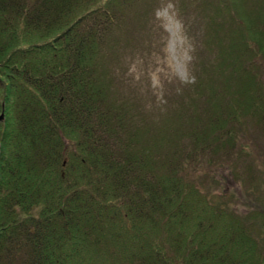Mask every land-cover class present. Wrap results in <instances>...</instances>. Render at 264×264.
Here are the masks:
<instances>
[{"label":"trees","instance_id":"16d2710c","mask_svg":"<svg viewBox=\"0 0 264 264\" xmlns=\"http://www.w3.org/2000/svg\"><path fill=\"white\" fill-rule=\"evenodd\" d=\"M132 1L0 0V264H264V209L239 213L185 174L212 146L230 156L246 121L264 127V0L198 1L236 20L212 18L228 75L197 77L175 119L187 145L163 156L102 58Z\"/></svg>","mask_w":264,"mask_h":264},{"label":"rangeland","instance_id":"374dc122","mask_svg":"<svg viewBox=\"0 0 264 264\" xmlns=\"http://www.w3.org/2000/svg\"><path fill=\"white\" fill-rule=\"evenodd\" d=\"M198 1L133 0L123 15V27L114 31L115 39L107 46L104 43L105 49L101 52L102 58L112 60L109 63L111 86L120 92L121 99L141 110L143 117L138 116L137 124L144 127V139L161 156L176 153L187 145L186 126L176 124L175 119L181 114H189L190 103L199 97L195 94L197 77L201 78V83L219 89L228 75L223 66L212 65L218 64L217 48L220 45L210 41L215 37L214 21L220 20L223 27L236 20L227 12L219 17L217 6L215 9L212 5L204 11ZM211 18L214 21L210 25ZM225 36L226 32L224 45ZM256 61L259 62L257 74L264 83V62L259 58ZM103 72L105 78V63ZM110 99L115 102L111 95ZM235 136L237 146L228 153L234 156L232 174L228 171L230 156L225 155L222 148L217 150L216 146L193 156L185 174L218 194L220 201L226 199V203L239 213L248 209L262 211L264 127L246 121ZM222 160H225V167L217 174L220 183H213L207 173Z\"/></svg>","mask_w":264,"mask_h":264},{"label":"water","instance_id":"95a60500","mask_svg":"<svg viewBox=\"0 0 264 264\" xmlns=\"http://www.w3.org/2000/svg\"><path fill=\"white\" fill-rule=\"evenodd\" d=\"M3 117V114L0 115V119Z\"/></svg>","mask_w":264,"mask_h":264}]
</instances>
